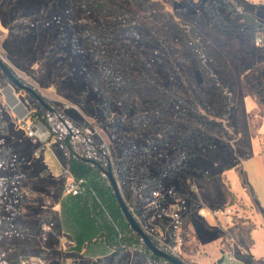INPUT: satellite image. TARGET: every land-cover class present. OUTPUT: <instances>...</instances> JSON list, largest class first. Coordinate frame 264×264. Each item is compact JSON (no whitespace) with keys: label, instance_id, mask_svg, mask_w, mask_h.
Segmentation results:
<instances>
[{"label":"rangeland","instance_id":"rangeland-1","mask_svg":"<svg viewBox=\"0 0 264 264\" xmlns=\"http://www.w3.org/2000/svg\"><path fill=\"white\" fill-rule=\"evenodd\" d=\"M258 35L264 0H0V59L49 106L0 71V264H148L106 171L132 204L173 190L191 248L180 258L208 264L224 231L212 211L237 203L225 171L252 144L264 153ZM26 110L46 138L28 136ZM72 157L101 165L87 175L99 200L87 199L111 237L81 252L62 214Z\"/></svg>","mask_w":264,"mask_h":264},{"label":"crops","instance_id":"crops-1","mask_svg":"<svg viewBox=\"0 0 264 264\" xmlns=\"http://www.w3.org/2000/svg\"><path fill=\"white\" fill-rule=\"evenodd\" d=\"M258 147L252 144L250 152L242 157L235 167L224 173L228 190L237 200V203H230L227 197L225 205L234 206L235 214L230 224L223 217H218L219 224L224 225V231L218 235L213 234L219 237L216 241L217 249L209 255V261L205 263L213 264L223 259L229 264H264V153L259 151ZM87 196L91 198L90 195ZM185 237L184 249L191 251L186 227ZM199 244L194 249H197ZM202 251L206 254L207 248ZM113 252L116 253L113 250L106 253L114 255ZM108 255L93 252L90 258L97 260ZM231 256L235 257L233 261H230Z\"/></svg>","mask_w":264,"mask_h":264},{"label":"built area","instance_id":"built-area-1","mask_svg":"<svg viewBox=\"0 0 264 264\" xmlns=\"http://www.w3.org/2000/svg\"><path fill=\"white\" fill-rule=\"evenodd\" d=\"M256 45H264V35H258L256 37ZM38 118V116H37ZM31 117V112L26 110L25 115L22 117L21 122L23 123L25 129L27 130L28 136L32 138H46L47 125L43 121ZM89 181L87 177H71L64 186L63 193L65 196H82L89 195L93 199L95 196L99 200L97 194L91 193L89 189ZM172 199L168 201L169 207L164 208L161 211H154L158 209V204L160 199ZM126 205L128 206L130 212L133 214L134 218L144 229L146 234L150 236L153 242L164 252L180 258L186 243L185 230L183 228V205L180 201L175 198V193L173 190H169L166 194H161L159 191L153 190L149 195V198L145 196L143 191H139L137 194L136 201L132 204L128 199H125ZM100 202V201H98ZM147 213V215H145ZM158 213V214H157ZM235 212L231 206H224L221 208H215L212 211V215L215 218L223 217L227 223L233 222V216ZM108 215V213H107ZM111 219L116 231L119 233V239L122 238V234L114 220ZM156 221V222H155ZM153 222L155 223L154 231L147 229V224ZM149 257V256H148ZM235 257L231 256L230 261H233ZM65 264H76L74 261L68 260ZM148 264H171L168 260L160 258L154 259L149 257ZM216 264H229L228 262H216Z\"/></svg>","mask_w":264,"mask_h":264},{"label":"trees","instance_id":"trees-1","mask_svg":"<svg viewBox=\"0 0 264 264\" xmlns=\"http://www.w3.org/2000/svg\"><path fill=\"white\" fill-rule=\"evenodd\" d=\"M42 121L45 125H47L44 119ZM68 163H69V168H70L71 173L76 178L85 177V176L87 177V175L91 173L92 164L85 162L81 158L72 157L70 158ZM111 188H113L112 185H111ZM113 196H114L119 214L125 219L121 211V208L117 202L115 194ZM87 198H89L87 195L86 197L84 195L70 196L63 203V213L62 214H63L65 221L68 219V221H70V226L74 229V239L76 242V246L74 247V250L78 252H81L82 249L86 248L87 247L86 245L90 246V244L101 241L102 239H105L106 241L111 240L110 239L111 237L103 238V235L100 232L101 231L100 226H98V223H97L98 220L97 218L93 216L92 209H91V206L89 205ZM126 224L129 230L133 233V235L136 236L139 239V241L142 243V245L145 247L147 255L154 259H160V257L154 255L147 248V246L145 245L141 237L133 231V229L131 228V226L129 225L127 221H126ZM110 233L116 237V231L114 230L113 227H111ZM109 243L113 244L111 242ZM112 248L113 250L116 251V255L122 252L124 249H126L125 247H122V246H119V247L113 246Z\"/></svg>","mask_w":264,"mask_h":264},{"label":"water","instance_id":"water-1","mask_svg":"<svg viewBox=\"0 0 264 264\" xmlns=\"http://www.w3.org/2000/svg\"><path fill=\"white\" fill-rule=\"evenodd\" d=\"M0 67L5 72V74L10 78V80L15 83L18 87L25 88L28 91L32 92L37 99L41 102L42 105L49 108V106L44 102V100L35 92V90L25 84H23L19 78L16 77L14 72L11 70L8 64H6L3 60L0 59ZM83 160L87 163H91L96 165L97 167L101 168V165H99L96 161L92 159H86L83 158ZM106 174L109 177V180L113 186L114 193L117 199V202L121 208V211L126 219V221L129 223L133 231L138 234L147 248L156 256L168 260L171 264H187L185 261H183L181 258L175 257L173 255H170L163 250H161L159 247L156 246V244L153 242V240L150 238L148 234L144 231V229L140 226V224L137 222V220L134 218L133 214L130 212L128 206L126 205L125 200L123 199L121 193L119 192V189L117 187L116 179L112 171H106ZM219 263L223 262V259L218 261Z\"/></svg>","mask_w":264,"mask_h":264},{"label":"flooded vegetation","instance_id":"flooded-vegetation-1","mask_svg":"<svg viewBox=\"0 0 264 264\" xmlns=\"http://www.w3.org/2000/svg\"><path fill=\"white\" fill-rule=\"evenodd\" d=\"M0 71L2 72V74H3V76H5L10 82H12L11 80H10V78L5 74V72L1 69V67H0ZM20 80V79H19ZM21 82H23L22 80H20ZM13 83V82H12ZM13 84H15V83H13ZM24 84V83H23ZM16 85V84H15ZM17 86V85H16ZM18 87V86H17ZM18 88H20V90H27V89H25V88H21V87H18ZM30 92V91H29ZM32 93V92H31ZM33 94V93H32ZM34 95V94H33ZM35 96V95H34ZM36 97V96H35Z\"/></svg>","mask_w":264,"mask_h":264},{"label":"bare ground","instance_id":"bare-ground-1","mask_svg":"<svg viewBox=\"0 0 264 264\" xmlns=\"http://www.w3.org/2000/svg\"><path fill=\"white\" fill-rule=\"evenodd\" d=\"M54 77V76H53ZM18 102V101H17ZM85 262V261H84ZM84 262H83V264H84ZM90 262H87L86 264H89Z\"/></svg>","mask_w":264,"mask_h":264}]
</instances>
